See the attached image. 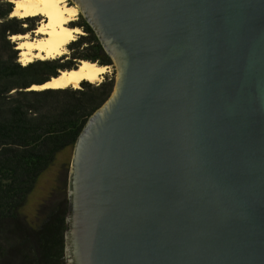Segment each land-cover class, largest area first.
I'll list each match as a JSON object with an SVG mask.
<instances>
[{
    "label": "water",
    "instance_id": "95a60500",
    "mask_svg": "<svg viewBox=\"0 0 264 264\" xmlns=\"http://www.w3.org/2000/svg\"><path fill=\"white\" fill-rule=\"evenodd\" d=\"M74 1L115 85L72 149L68 264H264V0Z\"/></svg>",
    "mask_w": 264,
    "mask_h": 264
},
{
    "label": "trees",
    "instance_id": "16d2710c",
    "mask_svg": "<svg viewBox=\"0 0 264 264\" xmlns=\"http://www.w3.org/2000/svg\"><path fill=\"white\" fill-rule=\"evenodd\" d=\"M13 8L9 0H0V264H68L64 189L41 205L35 224L23 209L39 177L60 152L76 144L88 119L111 96L115 81L105 74L107 80L101 84L83 81L79 89L29 87L73 70L82 61L99 66L113 62L90 25L81 20L72 27L82 28L85 35L68 45L70 60L20 64L11 38L36 30L38 17L11 18Z\"/></svg>",
    "mask_w": 264,
    "mask_h": 264
},
{
    "label": "bare ground",
    "instance_id": "6f19581e",
    "mask_svg": "<svg viewBox=\"0 0 264 264\" xmlns=\"http://www.w3.org/2000/svg\"><path fill=\"white\" fill-rule=\"evenodd\" d=\"M13 17L43 19L36 30V38L29 35L13 36L12 41H19L17 50L20 51V62L23 65L39 60H52L66 54V46L75 41L77 34L82 33L78 28H71L74 22L76 8L67 6L66 0H12ZM106 66L82 61L75 69L62 71L58 78L43 85L40 89H79L83 81L101 83L107 73ZM109 71V70H108ZM34 90H38L33 86Z\"/></svg>",
    "mask_w": 264,
    "mask_h": 264
},
{
    "label": "rangeland",
    "instance_id": "374dc122",
    "mask_svg": "<svg viewBox=\"0 0 264 264\" xmlns=\"http://www.w3.org/2000/svg\"><path fill=\"white\" fill-rule=\"evenodd\" d=\"M9 2H12V0H9ZM66 4H67V6L76 8V6L74 4H72L69 0H66ZM76 11L77 12H76V16L74 18L75 19L74 22L78 23L80 21L81 17H80V13H79L77 8H76ZM10 17L11 18L13 17L12 14L10 15ZM14 18H17V17H14ZM42 22H43V19L38 17V20L36 23L37 24L36 30L40 27ZM72 25H73V22L71 24H69V27L74 28V27H72ZM24 27H26V24L24 25ZM77 28L80 29V27H77ZM36 30H34L32 32H28V33H26V35H29L30 38H36L37 37L36 36ZM81 32L82 33L77 34L75 41L78 39L79 35H85V32L83 30H81ZM21 36H25V35H21ZM15 42H19V41H15ZM19 55H20V53H19ZM68 55H69V50H68V45H67L66 46V54L61 56V57H64L63 61L70 60ZM37 60H39V59H35L34 61H37ZM18 62L20 64H22V62H20V56H19ZM107 68L109 71L107 70L106 75H108L109 78L111 77L112 80L115 81V78H113V76H115V69L113 68V66H109ZM105 80H107V79L105 78V75H103L102 82H104ZM101 83H96V84H101ZM29 90H31V89H29ZM73 147L65 149L58 154V156L56 157L55 163L46 172H44L39 177L32 193L29 195L26 206L23 209V214L28 218V220L31 223L35 224L37 222L36 219L38 216V210L42 204L47 203L51 199L59 197L60 188H63L64 191L66 192L65 196H68L66 180H67V174H68L70 158H71V153H72Z\"/></svg>",
    "mask_w": 264,
    "mask_h": 264
},
{
    "label": "flooded vegetation",
    "instance_id": "af4514ba",
    "mask_svg": "<svg viewBox=\"0 0 264 264\" xmlns=\"http://www.w3.org/2000/svg\"><path fill=\"white\" fill-rule=\"evenodd\" d=\"M72 4H74V5H77L76 4V1H74V0H69ZM79 13H80V17H81V19H80V22H81V20H84L85 22H87L89 25H90V27L92 28V30L94 31V33L96 34V36L98 37V34L96 33V31L94 30V28L92 27V25L90 24V21H89V19H87L86 18V16L83 14V12L81 11V9H79ZM74 28H77V27H74ZM82 29V28H81ZM83 30V29H82ZM99 39V38H98ZM99 41H100V39H99ZM100 43H101V41H100ZM101 45H102V43H101ZM103 46V45H102ZM103 49H104V47H103ZM105 50V49H104ZM106 52V51H105ZM107 54V53H106ZM110 58V57H109ZM111 59V58H110ZM111 61H112V59H111ZM113 62V61H112ZM107 67H109V66H107ZM113 67H114V63H113ZM114 69H115V67H114Z\"/></svg>",
    "mask_w": 264,
    "mask_h": 264
}]
</instances>
